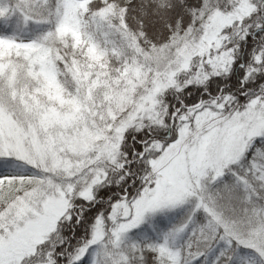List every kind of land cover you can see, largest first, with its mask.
Returning a JSON list of instances; mask_svg holds the SVG:
<instances>
[{
    "label": "snow or ice",
    "instance_id": "6c2138e0",
    "mask_svg": "<svg viewBox=\"0 0 264 264\" xmlns=\"http://www.w3.org/2000/svg\"><path fill=\"white\" fill-rule=\"evenodd\" d=\"M0 264H264V0H0Z\"/></svg>",
    "mask_w": 264,
    "mask_h": 264
}]
</instances>
